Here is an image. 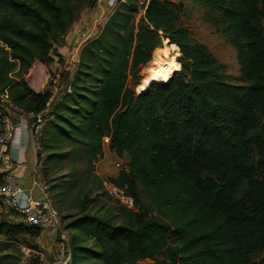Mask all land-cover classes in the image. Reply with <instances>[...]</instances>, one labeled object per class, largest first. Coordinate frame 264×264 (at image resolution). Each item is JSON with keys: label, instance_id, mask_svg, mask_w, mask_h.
<instances>
[{"label": "trees", "instance_id": "16d2710c", "mask_svg": "<svg viewBox=\"0 0 264 264\" xmlns=\"http://www.w3.org/2000/svg\"><path fill=\"white\" fill-rule=\"evenodd\" d=\"M88 1L0 0V79L26 113L44 110L51 92L32 90L25 74L53 60ZM140 1L120 4L80 49L39 139L46 182L69 169L54 194L49 184L55 206L77 189V211L60 219L70 238L66 264H264L254 260L264 253V0H198L236 49L237 78L193 39L180 3ZM165 41L178 47L180 69L136 94ZM105 138L129 156L106 180L94 173ZM104 181L124 188L134 208L90 212ZM18 260L0 253V264Z\"/></svg>", "mask_w": 264, "mask_h": 264}, {"label": "rangeland", "instance_id": "374dc122", "mask_svg": "<svg viewBox=\"0 0 264 264\" xmlns=\"http://www.w3.org/2000/svg\"><path fill=\"white\" fill-rule=\"evenodd\" d=\"M176 3L182 5L181 19L183 23L190 29L191 35L194 40L205 44L207 48L212 52L216 59L226 66V71L233 78H237L240 75V65L238 60V54L228 36L222 32L221 28L215 25L209 19L206 9L200 4L198 0H173ZM175 45V44H174ZM170 44L165 41L162 48L169 49ZM167 56L180 55L179 49L176 52L167 51L162 53L161 58L166 59ZM168 57V58H170ZM160 61L154 57L151 62L143 67L140 77L142 84L143 80L149 74V70H156L160 67ZM174 74V73H173ZM172 74V76H173ZM171 76V77H172ZM62 79L60 75L59 81ZM66 82V77L62 79ZM50 81V80H49ZM56 83L51 80L49 88L55 86L60 91L61 83ZM133 87V91L139 94L138 87ZM158 84V83H156ZM104 143H107L105 138ZM127 168V160L124 157H118L116 155L111 156L108 152L104 153V156L95 164L94 173L106 180L108 177L117 176L123 169ZM69 169L65 167L63 170L52 172L48 181L51 186V191L54 194L58 191L56 185L60 183H66V174ZM3 176V175H2ZM59 177H62L61 179ZM5 182V179L0 178V185ZM91 185L89 182L87 186ZM77 189L71 192V194L61 203L57 202L56 207L61 213V217L67 213H74L77 211V205L75 202ZM92 198L96 201L88 205V209L92 213L99 215H117L120 211V203L111 197L105 190L97 191L93 193ZM121 221V219H118ZM8 223L5 221L4 216L0 215V253H11L19 259L18 264H62L67 259L68 249L58 246L56 243L51 242L50 239L43 236H37L36 234L24 230L21 232H13L8 230ZM264 257V253H259L254 256V260L258 261ZM15 259V258H12ZM137 264H164L161 262V258L156 259H144L137 262Z\"/></svg>", "mask_w": 264, "mask_h": 264}, {"label": "built area", "instance_id": "2783aa9c", "mask_svg": "<svg viewBox=\"0 0 264 264\" xmlns=\"http://www.w3.org/2000/svg\"><path fill=\"white\" fill-rule=\"evenodd\" d=\"M119 5L125 3L126 0H118ZM148 0H141V6L146 5ZM118 5V6H119ZM99 21V18L97 19ZM101 21V19H100ZM98 34L97 31H82L78 48L81 49L88 40ZM78 61V59H77ZM76 61V63H77ZM57 81H54L56 83ZM62 85L59 87L61 88ZM51 96L47 103V107L40 112L27 113L30 120V131L37 153L41 151L39 142L43 128L48 121L51 111V102L58 95V88L53 86L50 88ZM18 108L10 99L8 87L0 79V160L3 158L7 144L14 134L15 125L13 124L11 113L19 112ZM43 155L37 156L34 175L31 179L30 186L25 188L12 178L5 179L0 185V215L4 216L5 221L11 226H27L40 230L43 237H47L51 242L58 246L67 248V259L69 260V233L65 231L60 224V214L53 203L52 194L49 184L46 182L43 174ZM36 189L39 196L35 197L32 191ZM104 190L120 205L129 209L134 208V199L126 193L124 188L114 185L112 182L104 181ZM58 228L62 229L61 238H57Z\"/></svg>", "mask_w": 264, "mask_h": 264}, {"label": "crops", "instance_id": "0c3cea01", "mask_svg": "<svg viewBox=\"0 0 264 264\" xmlns=\"http://www.w3.org/2000/svg\"><path fill=\"white\" fill-rule=\"evenodd\" d=\"M118 5V0H91L86 2L68 33L64 36L63 43L55 45L51 51L50 56L53 60L48 63L37 60L25 74L24 78L29 87L35 92H43L49 88L51 80L53 82L59 81L60 75L62 79L66 76L70 79L79 56L80 33L82 31H97L99 33L105 21ZM98 18L99 21H97ZM62 79L59 81L61 85L63 84ZM11 118L15 129L3 158L0 160V173L4 179L12 178L21 186L28 188L34 175L38 156L30 131L31 118L23 110L11 113ZM107 150L111 156H118L110 150L109 138H107V143H104V153ZM123 157L127 162L129 161L127 154H124ZM32 194L35 197L39 196L36 189L32 191Z\"/></svg>", "mask_w": 264, "mask_h": 264}, {"label": "bare ground", "instance_id": "6f19581e", "mask_svg": "<svg viewBox=\"0 0 264 264\" xmlns=\"http://www.w3.org/2000/svg\"><path fill=\"white\" fill-rule=\"evenodd\" d=\"M169 49L170 51L176 52L178 47L170 43ZM169 49L160 47L155 50L154 57H156V60L160 61L159 62L160 67L156 70L152 69L148 71L149 72L148 76L146 77V79L143 80L142 84H140V86L138 87L139 93L146 91L148 87L153 83L166 85L170 81L172 74L176 70L180 69L181 66L178 60L176 59V56L170 57L165 54L166 59L161 58V54L165 52L167 53Z\"/></svg>", "mask_w": 264, "mask_h": 264}, {"label": "water", "instance_id": "95a60500", "mask_svg": "<svg viewBox=\"0 0 264 264\" xmlns=\"http://www.w3.org/2000/svg\"><path fill=\"white\" fill-rule=\"evenodd\" d=\"M61 233H62V229L58 228L57 230V238L60 239L61 238Z\"/></svg>", "mask_w": 264, "mask_h": 264}]
</instances>
